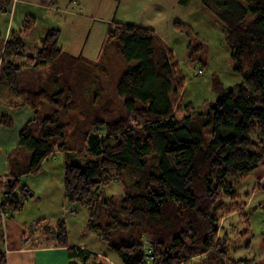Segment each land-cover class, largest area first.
<instances>
[{"label":"trees","instance_id":"obj_1","mask_svg":"<svg viewBox=\"0 0 264 264\" xmlns=\"http://www.w3.org/2000/svg\"><path fill=\"white\" fill-rule=\"evenodd\" d=\"M199 1L221 21L234 71L242 81L224 88L214 78L217 98L208 113L180 119L167 99L172 86L177 96L185 84L172 49L151 28L116 22L107 41H118L124 59L137 61L116 86L126 116L114 122L96 120L105 124V130L83 133L93 158L84 166L64 167L65 200L88 208L89 227L109 243L118 264H187L203 255L209 264H258L229 259L228 242L219 237V228L221 218L241 207L230 178L245 179L264 165V0ZM175 24L182 31L190 29ZM35 26V17L27 15L0 47V88L8 87L11 96L36 114L19 132L20 147L31 154L26 174H37L47 157L66 150L65 143L58 142L66 128L59 114L73 109L64 102L67 89L58 69L49 74L45 86L41 75L37 80L28 76L34 67L63 56L59 29L39 37L35 56L17 61L25 35ZM44 106L52 113L41 117ZM0 123L13 126L7 114H0ZM124 173L133 178L128 191L117 199L108 197L105 188ZM19 178H0V264L7 263L5 223L32 196ZM3 213L8 215L5 220ZM40 224L53 234L56 247L68 249L69 264H88L92 259L87 248L69 247L64 220L53 227Z\"/></svg>","mask_w":264,"mask_h":264},{"label":"rangeland","instance_id":"obj_2","mask_svg":"<svg viewBox=\"0 0 264 264\" xmlns=\"http://www.w3.org/2000/svg\"><path fill=\"white\" fill-rule=\"evenodd\" d=\"M78 1L60 0V6L67 3L69 12L73 9L75 15L59 11L48 19L41 13L35 28L25 35L23 55L35 56L38 39L47 34L48 27L60 29L58 45L64 50L63 56L54 63L34 67L28 76L37 80L41 75L45 86L49 74L58 69L56 73L62 74L67 89L64 102H69L73 109L69 112L62 109L59 114L66 128L64 138L58 142H64L66 150L50 156L37 174L19 178L20 184L27 185L33 196L29 194L21 209L13 215L31 226L30 233L41 229L40 222L53 227L59 219L64 220L71 246L89 247L95 252L96 261L118 264L119 258L109 243L89 227L88 208L69 203L63 192L65 164L84 166L93 158L86 151L83 133H102L105 124L96 120L114 122L126 116L124 99L117 95L116 86L137 61L124 59L120 43L107 41L108 31L116 22L151 28L163 44L172 49L185 84L177 96L172 86L167 99L172 113L180 119L208 113L217 98L212 90L214 78L227 88L241 82L242 77L234 71L235 62L221 21L199 0ZM177 21L189 26L190 31L180 30L175 24ZM18 27L16 24L15 29ZM24 59L22 56L17 61L23 62ZM137 106L143 105L137 102ZM49 112V107L44 106L39 115L44 117L52 113ZM205 133L209 137V127ZM132 181L133 178L124 173L122 179L118 177L105 188V193L117 199L128 191ZM230 181L238 194L236 202L241 207L220 219L219 237L228 242L229 259H248L263 264L264 165L254 169L245 179L230 178ZM224 200L229 202L228 198ZM206 257H197L187 264H209L204 259ZM93 261L88 260V264Z\"/></svg>","mask_w":264,"mask_h":264},{"label":"crops","instance_id":"obj_3","mask_svg":"<svg viewBox=\"0 0 264 264\" xmlns=\"http://www.w3.org/2000/svg\"><path fill=\"white\" fill-rule=\"evenodd\" d=\"M59 1L0 0V47L4 45L11 31L19 29L27 15L35 17L36 21L41 13H44L48 19L59 11L67 15H75L73 9L69 12L67 3L60 6ZM71 2L79 1L71 0ZM18 8L22 10L18 11ZM16 24L19 26L17 29H15ZM51 28L48 27V30ZM0 114H7L13 121L12 127H6L0 123V178L6 180L10 176H20V178L29 176L30 174L24 173V169L31 154L20 147L19 132L28 121L36 118V114L29 106L20 104L17 97L11 96L8 87L5 86L0 88ZM57 152L55 151L54 154ZM14 215L6 221L4 228L7 236L6 243L3 245V249L6 250V264H69L68 249L56 247L52 233L42 229L30 233L27 224ZM69 247H85L95 254L89 247L83 245L71 246L69 243ZM91 257L96 260L94 255Z\"/></svg>","mask_w":264,"mask_h":264},{"label":"built area","instance_id":"obj_4","mask_svg":"<svg viewBox=\"0 0 264 264\" xmlns=\"http://www.w3.org/2000/svg\"><path fill=\"white\" fill-rule=\"evenodd\" d=\"M3 216H4V219L3 220H5V218L8 216L6 213H3Z\"/></svg>","mask_w":264,"mask_h":264}]
</instances>
